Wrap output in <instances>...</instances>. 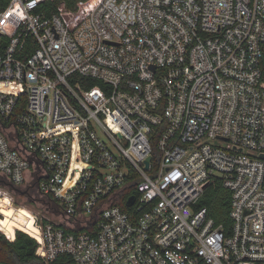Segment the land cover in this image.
Wrapping results in <instances>:
<instances>
[{
	"label": "built area",
	"instance_id": "2783aa9c",
	"mask_svg": "<svg viewBox=\"0 0 264 264\" xmlns=\"http://www.w3.org/2000/svg\"><path fill=\"white\" fill-rule=\"evenodd\" d=\"M47 1L0 9V182L52 214L35 254L264 264V0H94L73 30Z\"/></svg>",
	"mask_w": 264,
	"mask_h": 264
},
{
	"label": "trees",
	"instance_id": "16d2710c",
	"mask_svg": "<svg viewBox=\"0 0 264 264\" xmlns=\"http://www.w3.org/2000/svg\"><path fill=\"white\" fill-rule=\"evenodd\" d=\"M7 1L0 0V9L5 7ZM89 3L90 0H49L43 5L47 14L56 12L62 22L70 30H73L82 22L81 20L90 10L91 4ZM61 5H63V8H61ZM95 83L96 81L93 79H85L81 84L86 89ZM23 98L24 96H21L20 100L22 101ZM153 155H156L154 143ZM229 197L230 191L218 183L215 186L210 184L205 191L204 198L201 200V204L208 207L209 215L215 225H222L225 231L231 225L229 219ZM118 204L122 207L124 206L122 202ZM0 214L3 215V219L0 221L4 222L7 227L5 231H0V263L46 264L44 260L35 254L38 243L33 237L37 238V230L31 220L27 218L29 215L28 211L23 207H13L11 202L0 199Z\"/></svg>",
	"mask_w": 264,
	"mask_h": 264
},
{
	"label": "rangeland",
	"instance_id": "374dc122",
	"mask_svg": "<svg viewBox=\"0 0 264 264\" xmlns=\"http://www.w3.org/2000/svg\"><path fill=\"white\" fill-rule=\"evenodd\" d=\"M93 1L94 0H90L89 4H91ZM61 8H63V5H61ZM2 183L0 182V186L2 185ZM31 184L32 183H26L25 185H22L21 188L28 187ZM28 190H29L28 191L29 195L22 194V193L20 194L18 192H15V193L10 192L12 194V197H13V203H11L12 206L13 207H23L25 210L27 209V211L31 210L33 212V214H35L37 216L38 219L40 217H43V216H48V217L52 218V214L50 212H48V210L45 209V206L40 204V202H39L40 198L38 199V197H40L39 193L37 194L36 192H32L31 189H28ZM4 195H7V194H4ZM4 195H0V196H4ZM28 213H29V215L27 218H29L32 221L33 217L29 211H28ZM1 219H3V215L0 214V220ZM15 230H17V229H15ZM5 236L8 238L7 235H5Z\"/></svg>",
	"mask_w": 264,
	"mask_h": 264
},
{
	"label": "bare ground",
	"instance_id": "6f19581e",
	"mask_svg": "<svg viewBox=\"0 0 264 264\" xmlns=\"http://www.w3.org/2000/svg\"><path fill=\"white\" fill-rule=\"evenodd\" d=\"M0 199H3V200H6V201H10V198L7 196V195H4V196H0ZM31 223L33 224V220L31 221ZM34 225V224H33ZM35 226V225H34ZM7 227L5 226L4 222L0 221V231L3 232L5 231ZM37 230V228H36ZM31 236V235H30ZM33 237V236H32ZM35 238V237H34ZM36 239H39V236H38V232H37V238Z\"/></svg>",
	"mask_w": 264,
	"mask_h": 264
},
{
	"label": "flooded vegetation",
	"instance_id": "af4514ba",
	"mask_svg": "<svg viewBox=\"0 0 264 264\" xmlns=\"http://www.w3.org/2000/svg\"><path fill=\"white\" fill-rule=\"evenodd\" d=\"M28 189H31L32 190V192H36L37 194H38V192L36 191V187L34 186V185H31V186H28V187H25V188H18V190H17V192L18 193H22V194H27V195H29V193H28ZM38 199H39V197H38Z\"/></svg>",
	"mask_w": 264,
	"mask_h": 264
},
{
	"label": "water",
	"instance_id": "95a60500",
	"mask_svg": "<svg viewBox=\"0 0 264 264\" xmlns=\"http://www.w3.org/2000/svg\"><path fill=\"white\" fill-rule=\"evenodd\" d=\"M148 161H149V157L147 158L146 163H148ZM2 185H6L10 192H17L18 190L17 187H14L13 185L5 181L2 183ZM131 201H132V198L128 202L131 203Z\"/></svg>",
	"mask_w": 264,
	"mask_h": 264
},
{
	"label": "crops",
	"instance_id": "0c3cea01",
	"mask_svg": "<svg viewBox=\"0 0 264 264\" xmlns=\"http://www.w3.org/2000/svg\"><path fill=\"white\" fill-rule=\"evenodd\" d=\"M11 240V239H10Z\"/></svg>",
	"mask_w": 264,
	"mask_h": 264
}]
</instances>
